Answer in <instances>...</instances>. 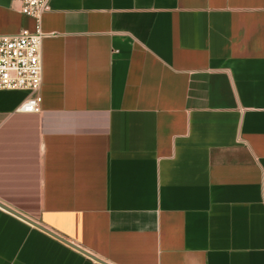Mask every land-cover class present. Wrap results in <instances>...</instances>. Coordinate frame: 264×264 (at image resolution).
<instances>
[{"label":"crops","instance_id":"1","mask_svg":"<svg viewBox=\"0 0 264 264\" xmlns=\"http://www.w3.org/2000/svg\"><path fill=\"white\" fill-rule=\"evenodd\" d=\"M37 28L0 0V36ZM41 30L0 203L84 251L0 206V264H264V0H51Z\"/></svg>","mask_w":264,"mask_h":264},{"label":"built area","instance_id":"2","mask_svg":"<svg viewBox=\"0 0 264 264\" xmlns=\"http://www.w3.org/2000/svg\"><path fill=\"white\" fill-rule=\"evenodd\" d=\"M20 11L36 19L38 28L0 36V89L27 90L30 97L20 106L25 112H40L39 92L43 82L42 44L46 34L41 19L51 0H17Z\"/></svg>","mask_w":264,"mask_h":264},{"label":"water","instance_id":"3","mask_svg":"<svg viewBox=\"0 0 264 264\" xmlns=\"http://www.w3.org/2000/svg\"><path fill=\"white\" fill-rule=\"evenodd\" d=\"M0 206H2L3 208H5V209H7V210H9V211H11V212H13V213L16 214V215L22 217L23 219H25V220L29 221L30 223L34 224L35 226H37V227H39V228L45 230L46 232H48V233H50V234H52V235H54V236H56V237L62 239L63 241H65V242H67V243H69V244L75 246L76 248L80 249L81 251H84L83 249H81L80 247H78V246L72 244L71 242H69V241L66 240L65 238H62L61 236L55 234V233L52 232L51 230H49V229L45 228L44 226H42L41 224H39V223H37V222H35V221H33V220H30L29 218L23 216L22 214H20V213L14 211V210H12V209L9 208L8 206H6V205H4V204H2V203H0ZM93 257H94V256H93Z\"/></svg>","mask_w":264,"mask_h":264}]
</instances>
